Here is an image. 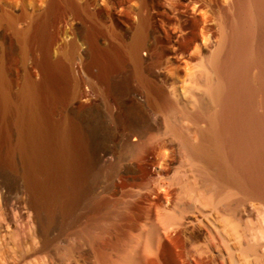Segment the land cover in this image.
Wrapping results in <instances>:
<instances>
[{"label":"bare ground","instance_id":"6f19581e","mask_svg":"<svg viewBox=\"0 0 264 264\" xmlns=\"http://www.w3.org/2000/svg\"><path fill=\"white\" fill-rule=\"evenodd\" d=\"M101 1L104 4L100 0H30L34 7L30 13L23 0L20 16L0 11V40L13 30L24 56L36 62L45 79L66 78L79 60L83 84L96 94L111 95L118 111H126L121 141L134 156L154 152L157 165L167 170L175 152L165 148L174 146L196 171L208 176L203 183L207 194L220 197L231 190L219 201L202 203L189 195L185 204L178 198L180 214L174 216L167 209L172 204L170 187L163 185L158 191L146 187L144 210L150 223L141 229L144 244L131 247L126 264H169L170 257L175 263L185 261L184 221L194 215L210 235V246L238 264L231 237L218 227V221L231 224L239 219L238 205L243 201L256 202L253 209L263 215L259 209L264 208V0ZM20 21L26 22L25 29L18 28ZM56 50L59 55L54 58ZM0 78L4 79L1 69ZM43 91V84L28 80L18 97L22 105L16 115L26 183L33 206L43 214L42 243L33 247L32 255L44 253L52 240L53 216L44 208V200L55 173L65 174L70 201L79 202L83 196L79 182L83 177L68 180L76 170L70 136L60 142L53 138L39 101ZM1 95L6 111L12 100L5 90ZM114 119L118 122L120 116L114 114ZM86 169L80 162L78 175L83 176ZM40 171L46 179L40 178ZM6 180L7 192L13 194L15 188ZM187 187L188 193L198 188ZM233 191L242 196L238 202L231 200ZM129 222L132 230L140 229L137 218ZM252 237L254 241L257 236ZM99 257L107 261L105 254Z\"/></svg>","mask_w":264,"mask_h":264},{"label":"rangeland","instance_id":"374dc122","mask_svg":"<svg viewBox=\"0 0 264 264\" xmlns=\"http://www.w3.org/2000/svg\"><path fill=\"white\" fill-rule=\"evenodd\" d=\"M22 3L23 0H0V11L3 9L6 13L20 16ZM99 3L104 4L101 0ZM38 8L43 11L42 5H38ZM26 9L34 12L30 0H26ZM26 26L24 21L18 24L20 30ZM65 37L62 39L65 40ZM200 42L203 43L202 38ZM58 55V51H54V58ZM143 55L149 58L147 51ZM78 65L79 60L66 78L45 79L36 62L24 56L13 30H7L0 40V69L4 78H0V264H126L125 258L131 247L144 244L141 229L150 223L144 210L146 203L143 198L148 196L146 187L156 191L163 185L170 187L172 204L169 203L167 209L174 216L180 214L176 205L180 198L188 204L189 195H194L205 203L203 201L224 200L231 191H224L220 197L213 192L207 194L203 183L208 176L196 171L195 165L184 156L182 150L174 146L165 148L168 152H175L167 170L157 165L154 152L134 156L121 141L128 119L126 111H118L111 95L96 94L89 84H83ZM28 80L43 84L44 91L39 101L53 138L60 142L70 136L76 170L72 180H68L74 182L83 177L79 181L83 191L79 202L68 199L66 188L69 186L63 172L55 173V177L50 179V193L43 207L49 209L53 216L50 223L52 240L47 250L37 255H32V250L42 243L40 224L43 214L32 204V192L25 177V158L18 149L21 128L16 122V115L20 113L18 109L22 105L19 95ZM3 90L8 92L13 103H10L11 107L8 105L10 108L7 107L9 109L6 111V107L1 106ZM137 99L144 101L142 96ZM82 105L87 107L86 111L81 109ZM114 114L120 116L118 122ZM132 141L137 143L134 137ZM78 162L87 167L83 176L82 173L78 175ZM39 175L41 179L47 178L43 171ZM5 180L15 188L13 194L7 192ZM184 185H196L198 188L195 193H188V187ZM230 196L235 202L242 199L238 191L231 192ZM254 204L241 202L238 205L241 212L239 219L231 224L218 221V227L228 233V238L231 237L238 264H264V208L260 206L263 215L259 216L255 207L253 209ZM133 217L140 225L138 231L130 228L129 221ZM156 222L161 225V221ZM184 224L181 240L190 259L186 256L187 261L175 263L170 257L169 264H194V260L202 264H232L231 259L220 254L215 245L210 246V235L195 215ZM252 236H257L254 241ZM251 245L258 247L251 250ZM100 253L106 255V262L100 261Z\"/></svg>","mask_w":264,"mask_h":264}]
</instances>
